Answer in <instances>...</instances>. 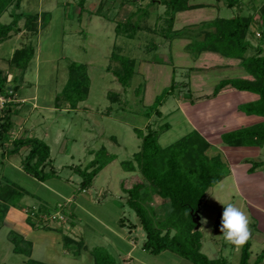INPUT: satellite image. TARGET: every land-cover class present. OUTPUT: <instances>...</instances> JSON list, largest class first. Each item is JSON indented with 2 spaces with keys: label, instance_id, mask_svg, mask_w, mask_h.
I'll return each instance as SVG.
<instances>
[{
  "label": "rangeland",
  "instance_id": "rangeland-1",
  "mask_svg": "<svg viewBox=\"0 0 264 264\" xmlns=\"http://www.w3.org/2000/svg\"><path fill=\"white\" fill-rule=\"evenodd\" d=\"M149 2L85 0L82 9L81 0H22L18 12L48 13L47 24L40 26L42 22L39 20L37 34L32 36L22 29L24 21L21 19L18 23L21 31L0 43V69L6 76V90L10 92L15 84L19 85L14 95L16 102L20 103L19 114L13 118L10 141L25 134L43 140L50 147V159L58 172L57 177L46 181V186L60 190L65 196L81 195L87 200L83 204V211L76 213V224L81 231L76 233L82 237L87 250H81L78 256L67 254L58 234L43 230V227L49 226L69 227L70 207L65 205V222L58 224L43 219V223L37 225L34 221L35 228L39 230L24 237L34 244L33 260L45 264H94L89 251L102 247L114 258L115 264H191L170 251L151 255L141 249L144 235L137 225L134 212L125 204L126 194L121 187V183L127 179L126 187L144 182L138 170L129 173L121 165V162L132 161L139 150L140 139L134 128L144 133L146 125L157 128L164 123L169 125V129L158 138L162 148L188 134L192 128H198L202 135L199 134L210 144L205 154L208 157L219 156L229 169V174L207 191L201 205V252L211 260L224 258L228 264H239L241 247L227 245L220 232L223 205L228 203L234 204L249 217L253 237L248 262L253 264L256 256L264 252V165L252 174L246 173L251 165L249 162L264 163V146L232 148L219 139L221 133L250 126L254 123L253 119L259 117L240 112L239 105L227 102V95L216 96V103L212 105L203 104L209 99H196L209 95L221 79L250 77L240 68L238 60L210 52L193 57L186 49L190 38H163L162 32L166 29L163 23L164 7ZM190 3L205 7L192 14H177L172 26L174 31L188 28L198 33L204 22L216 17L232 18L243 11L253 15L255 21L248 40L253 46L261 45L264 55V45L255 35L260 34L264 0H241L240 9L226 8L223 2L217 0H191ZM144 9L149 15L144 16ZM10 12L12 8L0 18L2 24L11 21ZM128 19L139 26L132 39L116 35L114 30L117 22L123 23ZM27 44L34 47V56L20 77L19 72L11 69L10 59L15 50ZM151 44L156 49L146 52V45ZM113 48H119L121 55L136 61V73L125 87L112 74V70L119 67L111 59ZM72 63L85 65L89 78L87 97L78 102L75 108L70 107L62 94L68 79V67ZM172 78L179 84V92L169 97L160 108V118L154 114L147 118L145 110L155 96L170 85ZM231 91L238 93L230 99L238 104L250 102L255 96L234 89ZM24 130L27 133H22ZM10 141L0 148V154L12 148ZM102 148L115 159L99 172L91 187L82 193L79 188L81 177L70 167L83 168L97 156L103 158L102 154L105 153ZM26 154L27 148H23L9 160L17 163ZM1 162L0 155V169L5 171L6 179L30 193V196L23 197L22 204L37 205L33 207L35 209L39 207L38 204H43L51 212L57 210L59 203L68 205L66 197L58 199L24 172H16L7 160ZM148 205L154 208L158 220L165 219L170 211L167 200L155 195ZM25 206L22 210L27 214L29 207L25 209ZM1 210L0 205V264H26L30 256L14 254L10 243L11 236L22 231L9 222L4 223ZM202 217L207 220L206 224L201 223ZM119 219H123L121 223L128 224V228L120 230L117 224ZM114 232L121 234L120 237L129 235V245L135 246L130 259H126L125 251L130 250L131 246L116 239L111 234Z\"/></svg>",
  "mask_w": 264,
  "mask_h": 264
},
{
  "label": "trees",
  "instance_id": "trees-1",
  "mask_svg": "<svg viewBox=\"0 0 264 264\" xmlns=\"http://www.w3.org/2000/svg\"><path fill=\"white\" fill-rule=\"evenodd\" d=\"M22 0H0V18L12 8L8 24L0 22V43L6 41L12 34L21 31L18 23L23 19L22 29L32 36L37 34V23L40 26L47 24L48 13H24L18 12ZM81 7L83 9V2ZM191 0H150L149 4H159L164 7L163 23L166 29L163 30V38L168 40L177 38H190L186 49L196 57L203 52L218 54L224 58L238 60L239 66L250 78H225L221 79L212 88L209 95H203L196 99L215 98L225 89H234L239 92H248L257 96L252 102L238 106V110L247 116L260 117L263 120L251 126L241 127L220 135V141L232 148L264 146V55L261 45L253 46L248 40L251 36V25L255 22L253 15L244 13L232 18L216 17L211 21L202 23L198 33H193L188 28L173 30L174 18L179 12L205 7L201 4L193 5ZM223 2L226 8H239L241 0H217ZM140 11V9H138ZM82 10H80V13ZM144 16L149 15L147 9L142 11ZM259 26V41L264 45V9L261 11ZM137 23L130 19L126 22H117L115 25L116 35H122L132 39ZM201 34V35H200ZM201 36V39L199 37ZM156 49L155 45H146L145 51ZM34 47L27 44L15 50L10 59L12 70L23 76L31 59L34 56ZM111 59L119 64V67L112 70L113 76L122 87L129 85L135 75V59L123 56L119 48H113ZM85 65L70 64L68 67V79L62 90L64 99L69 102L70 107L75 108L78 102L84 101L89 90V78ZM16 80V79H15ZM19 88L18 84L8 92L6 90V76L0 69V96L5 100L0 111V148L10 141V132L13 128V118L18 114L20 103L16 102L14 95ZM179 84L172 78L169 86L155 96L152 104L145 110V116L149 118L152 114L160 118V108L169 97L179 92ZM169 129L164 123L155 128L151 124L146 125L145 132L134 128V132L140 139V146L137 153L133 155L132 161L121 162L125 171L138 170L144 182L134 184L130 189L124 190L126 194L125 204L132 210L137 219V225L144 233V240L141 249L151 255H159L164 251H170L189 261L191 264H228L224 258L208 259L201 252V234L194 230L195 225L191 220V212L200 213L201 205L204 202L207 191L222 181L228 174L227 165L221 161L219 156L208 157L205 151L210 144L195 130L182 136L174 143L162 148L158 144L160 134ZM12 148L3 151V155L11 156L18 154L23 148H27V154L22 161V171L38 182H46L57 177L58 172L52 165L50 159V147L43 140L34 136H19L12 139ZM105 154L97 156L85 167L71 166L73 172L81 177L79 182L80 190L91 187L93 179L107 164L115 157ZM5 153V154H4ZM248 173H253L262 162H249ZM26 192L13 183L6 182L0 188V198L5 202L2 205V213L10 205L15 206ZM155 195L159 199L167 200L169 213L163 220H158L154 214V208L148 205V201ZM57 208V207H56ZM55 209V208H54ZM188 210V214H187ZM27 222L34 226V220L43 223V217L51 214V209L41 205L37 209L29 207L27 210ZM30 213V215H29ZM69 219V217H68ZM134 228V225H132ZM43 230H57L43 227ZM59 231V230H58ZM174 231L173 234L171 232ZM60 232V231H59ZM64 250L74 256H78L81 250H87L81 240L74 241L68 236H62ZM10 241L13 245V253L29 257L30 243L26 242L19 235H12ZM251 237L240 248L239 264H250ZM94 264H115L114 258L102 247H95L89 251ZM264 253L257 255L253 264H264ZM26 264H45L28 259Z\"/></svg>",
  "mask_w": 264,
  "mask_h": 264
},
{
  "label": "crops",
  "instance_id": "crops-1",
  "mask_svg": "<svg viewBox=\"0 0 264 264\" xmlns=\"http://www.w3.org/2000/svg\"><path fill=\"white\" fill-rule=\"evenodd\" d=\"M199 9H202V8H198V9H193V10H188V11H184V12H179V13H177V14H192V13H195V12H197ZM204 53V52H203ZM231 60H233V59H231ZM232 89H225V90H223V91H221L220 93L221 94H219V95H217V97L216 98H218V97H220V96H225V95H227L228 96V98H229V100L227 101L229 104H237V105H241V104H238V102L236 103V102H231V98L235 95V94H238V93H236L235 91H231ZM252 94V93H251ZM216 98H212L211 100L209 99L207 102H203V104H206V103H208V104H214V103H216ZM257 99V96L255 95V96H252V99H251V101L250 102H252V101H255ZM202 104V103H201ZM18 114H19V111H18ZM18 114L16 115V116H18ZM15 116V117H16ZM241 116V115H240ZM254 117H256V116H254ZM241 117H239V119H240ZM263 119L262 118H258V119H253V121H254V123L253 124H256V123H259V122H261ZM253 124H251V125H253ZM250 125V126H251ZM235 127V126H234ZM231 128H233V127H230V129ZM192 130H195V131H197L198 133H200L201 134V131L200 130H198V128H192ZM232 131V130H231ZM22 133H27L26 132V130H24V131H22ZM224 133V132H223ZM222 134V133H221ZM220 134V135H221ZM202 135V134H201ZM22 136H26V134L25 135H22ZM17 137V136H16ZM16 137H14V138H16ZM19 137V136H18ZM219 139H220V136H219ZM241 148H256V147H241ZM21 151V150H20ZM20 151H19V153H20ZM3 153V152H2ZM0 154L1 155V157H2V162H3V160H7L8 161V163H9V166H11L10 164H12V168L16 171V172H18V173H22L23 171H22V161L23 160H19L17 163H15V162H11L10 160H9V158H11L12 156H14V155H11V156H7V155H3V154ZM18 153V154H19ZM5 154V153H4ZM15 155H17V154H15ZM244 159H246V158H244ZM1 162V163H2ZM252 162H263V161H252ZM108 165V164H107ZM106 165V166H107ZM264 165V163H262V166ZM105 166V167H106ZM261 166V167H262ZM250 166H248L247 167V169H246V173L247 174H252V173H248L247 172V170H248V168H249ZM261 167H258L257 169H260ZM103 169V168H102ZM101 169V170H102ZM256 169V170H257ZM100 170V171H101ZM99 171V172H100ZM126 172H133L134 173V171H126ZM255 172V171H254ZM253 172V173H254ZM99 174V173H98ZM97 174V175H98ZM6 174H5V171L3 170V168H1L0 169V188H2L5 184H6V182H9V183H12V182H10V181H8V179H6V176H5ZM96 175V176H97ZM95 176V177H96ZM31 178V177H30ZM33 179V178H32ZM34 180V182H36L39 186H41L42 188H44V189H46L47 191H49L50 193H52L55 197H58V199H62V198H64V197H66V201L65 202H67L68 200H69V203H68V205L66 204V203H64V205H66V206H69L70 207V212H69V219H68V224H69V227H65V226H56V227H51L52 229H57V230H49V231H44V232H51V231H54V232H56L57 234H58V236H59V240H60V242L62 243V236H68L69 238H71L72 240H74V241H79V240H81L82 241V237L80 236V235H78L76 232H78V231H80V229H79V227H78V225L76 224L77 223V216H76V213H78V211H83L82 209H83V204L84 203H86L87 202V200H86V198L85 197H82L81 195H79V196H77V197H70V196H65V195H63V193H61L60 192V190H58V189H56V188H54V187H52V186H50V187H47L46 186V182H38L37 180H35V179H33ZM94 180V179H93ZM128 180L129 179H127L126 180V182H128ZM126 182H122L121 183V187H122V190L124 191V190H127V189H130L131 187H132V185L131 186H127L126 187ZM13 184H15L14 182H13ZM17 185V184H16ZM46 186V187H45ZM22 189V188H21ZM23 190V189H22ZM25 192H26V194L23 196V197H25V196H30V193L28 192V191H26V190H24ZM100 194V193H99ZM98 196V195H97ZM23 197L22 198H20V200L18 201V206L17 205H15V206H13V205H10L8 208H7V210L4 212V214H3V222L5 223V222H9V223H11V224H13V225H15L16 227H19L20 228V230L22 231V232H20V233H18V235L19 236H21L22 237V239L24 240V241H26V242H29L30 243V245H31V247H30V259H31V257H32V251H33V247H34V244L30 241V240H28V239H26V238H24V237H28V235H30V234H32V233H34V232H36V231H38L39 229H37V228H35L36 226H31L28 222H27V215L24 213V210H22V208L26 205H24V204H22V199H23ZM0 205L2 206V205H5V202L0 198ZM39 206H41V205H43V204H38ZM37 205H34V206H28V205H26L25 206V209L26 208H28V207H36ZM121 220H123V219H119V221H118V226L121 228L120 230H122V229H126V228H128V224H123V223H121ZM35 221V220H34ZM36 223H38L37 225H39V222H37L36 221ZM34 224H35V222H34ZM132 224H134V223H132ZM71 227V228H70ZM60 232H59V231ZM65 230H67V231H65ZM81 232V231H80ZM114 237H116V239H118V240H122V241H125L126 242V244L127 245H129L130 243L128 242V239H129V235H124L123 237H120L119 235H121V234H118L117 232H114V234L113 233H111ZM127 234V233H126ZM143 235H144V233H143ZM77 236V237H76ZM79 237V238H78ZM250 237L252 238L253 237V235H250ZM144 240V239H143ZM83 242V241H82ZM11 243V242H10ZM62 246V245H61ZM129 246H131V249L130 250H126L125 251V255H126V259L127 258H131L130 257V253H131V251H132V249H134V247L132 246V245H129ZM251 247V246H250ZM62 248H63V246H62ZM12 250H13V246H12ZM63 250H64V248H63ZM13 252V251H12ZM64 252L65 253H67V254H70L69 252H67V251H65L64 250ZM164 252H166V251H164ZM264 253V252H263ZM15 254V253H14ZM16 255H19V254H16ZM257 257V256H256ZM264 258V257H263ZM256 259V258H255ZM33 260V259H32ZM36 261V260H35ZM38 262H40V261H38ZM43 263V262H42Z\"/></svg>",
  "mask_w": 264,
  "mask_h": 264
},
{
  "label": "clouds",
  "instance_id": "clouds-1",
  "mask_svg": "<svg viewBox=\"0 0 264 264\" xmlns=\"http://www.w3.org/2000/svg\"><path fill=\"white\" fill-rule=\"evenodd\" d=\"M223 206L224 209L220 223L221 237L229 246L236 248L242 247L251 235L249 217L243 210L232 203ZM201 223L206 224L207 220L202 217Z\"/></svg>",
  "mask_w": 264,
  "mask_h": 264
},
{
  "label": "built area",
  "instance_id": "built-area-1",
  "mask_svg": "<svg viewBox=\"0 0 264 264\" xmlns=\"http://www.w3.org/2000/svg\"><path fill=\"white\" fill-rule=\"evenodd\" d=\"M255 35L257 37H259V34L258 33H256ZM4 102H5V100L0 96V111L2 110V107L4 105ZM80 191L82 193H85L86 192V190H80ZM56 207H57L56 208L57 209L56 211L52 212L51 214H49L46 217H43V219L44 220L47 219V220H49V222H57L58 224L59 223H62V222H65L66 219H67V216H65L63 214V208H65V205L59 203ZM59 209H60V211H58ZM26 215H28V213ZM125 264H129V263L126 262Z\"/></svg>",
  "mask_w": 264,
  "mask_h": 264
},
{
  "label": "water",
  "instance_id": "water-1",
  "mask_svg": "<svg viewBox=\"0 0 264 264\" xmlns=\"http://www.w3.org/2000/svg\"><path fill=\"white\" fill-rule=\"evenodd\" d=\"M191 220H192V223L195 225L194 230L195 231L199 230L201 224H200V218H199L198 211L194 213L191 212Z\"/></svg>",
  "mask_w": 264,
  "mask_h": 264
}]
</instances>
